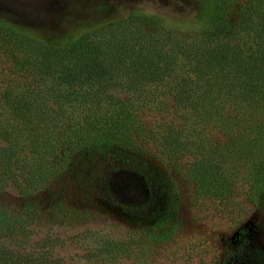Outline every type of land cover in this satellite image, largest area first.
<instances>
[{
    "label": "trees",
    "instance_id": "trees-1",
    "mask_svg": "<svg viewBox=\"0 0 264 264\" xmlns=\"http://www.w3.org/2000/svg\"><path fill=\"white\" fill-rule=\"evenodd\" d=\"M192 3L189 24L141 12L98 23L72 18L64 32L33 30L32 61L8 51L17 60L0 78V195L11 185L21 199L48 195L63 219L74 207L68 192L79 190L75 203L84 193V170L145 156L172 184L161 160L179 167L192 155L184 169L197 197L231 209L244 186L264 213V0ZM107 4L92 6L103 12ZM163 93L178 122L146 131L139 112ZM33 218V201L13 211L0 201V264L56 263L52 238L33 244Z\"/></svg>",
    "mask_w": 264,
    "mask_h": 264
},
{
    "label": "rangeland",
    "instance_id": "rangeland-1",
    "mask_svg": "<svg viewBox=\"0 0 264 264\" xmlns=\"http://www.w3.org/2000/svg\"><path fill=\"white\" fill-rule=\"evenodd\" d=\"M105 1L108 10L98 12L92 6L94 0H0L2 24L32 29L24 36L0 29V78L8 76L10 63L17 60L8 51H22H14L20 61L33 60V39H29L33 30L64 32L72 18L90 23L125 18L133 12L189 24L194 12L192 0ZM169 100L163 93L159 103L141 109L146 131L178 122ZM209 130V136L217 137L216 131ZM151 147L143 145L155 154ZM191 160L192 155L183 158L179 167L173 160H161L172 184L162 165L145 156L99 163L81 174L84 193L76 203L71 200L80 192L69 189L67 202L74 207L63 219L53 216L45 194L21 199L11 185L0 201L9 211L33 201L31 239L33 244L44 237L53 239L50 252L55 264H264V213L248 203L247 188L237 189L231 209L217 207L209 199L202 201L184 169ZM171 195L174 206L169 202ZM169 225L168 237H154L153 230Z\"/></svg>",
    "mask_w": 264,
    "mask_h": 264
}]
</instances>
